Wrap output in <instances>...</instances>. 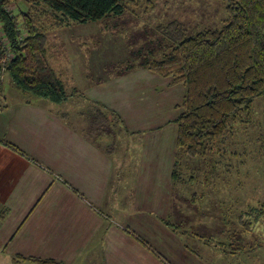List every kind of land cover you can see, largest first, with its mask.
I'll list each match as a JSON object with an SVG mask.
<instances>
[{
	"label": "crops",
	"instance_id": "1",
	"mask_svg": "<svg viewBox=\"0 0 264 264\" xmlns=\"http://www.w3.org/2000/svg\"><path fill=\"white\" fill-rule=\"evenodd\" d=\"M0 81V264H172L155 246L187 233L174 222L167 118L137 120L133 85L74 87L57 103ZM99 107L114 114L98 120Z\"/></svg>",
	"mask_w": 264,
	"mask_h": 264
},
{
	"label": "rangeland",
	"instance_id": "2",
	"mask_svg": "<svg viewBox=\"0 0 264 264\" xmlns=\"http://www.w3.org/2000/svg\"><path fill=\"white\" fill-rule=\"evenodd\" d=\"M228 0H143L141 4L120 15H111L99 21L74 23L68 27L47 23L50 64L73 92L74 87L92 95L99 92L105 95L113 85H133L137 92L131 93L133 116L140 121L144 110L152 109L153 121L144 125L164 123L168 139L164 157L173 159L178 125L175 118L182 112L176 107L185 94V86H169V78L162 77L151 70L139 66L147 59H160L165 52L166 40L159 32V25L171 20H180L186 25L189 35L207 28H217L227 18ZM14 12L28 9L26 0L10 5ZM0 24V60L5 56V39L1 37ZM129 64L136 65L128 69ZM130 70V71H129ZM2 73V74H1ZM0 80L4 85H15L10 75L4 70ZM77 90V91H79ZM144 90V91H142ZM148 102L152 105L145 108ZM253 125L239 126L232 145H227L228 166L212 167L217 177L214 182L198 181L190 186H178L173 199L175 224L187 231L179 234V241L184 237H193L197 248L184 251L179 241L165 240L163 245H155L157 252L172 264H264V221L253 220L252 228L245 230L239 222L241 213L250 206L264 203V157L259 149L257 136L264 135V109L262 98L255 101L253 107ZM134 122L133 125L138 124ZM141 124V123H139ZM151 141L153 135L151 134ZM157 137V134L156 136ZM236 153L231 157L232 150ZM183 163L193 165L195 171L206 168L199 160L183 157ZM225 162V160H224ZM165 170L161 171V174ZM203 179V178H201ZM175 189V187H174ZM192 191H195L196 198ZM184 236V237H183ZM190 241V242H193ZM161 245V246H160ZM160 246V247H159ZM163 246V247H162ZM232 246V248H229ZM242 247V249H236ZM235 252H226L225 250ZM228 251V250H227ZM200 260H197V258ZM225 259V260H224Z\"/></svg>",
	"mask_w": 264,
	"mask_h": 264
},
{
	"label": "trees",
	"instance_id": "3",
	"mask_svg": "<svg viewBox=\"0 0 264 264\" xmlns=\"http://www.w3.org/2000/svg\"><path fill=\"white\" fill-rule=\"evenodd\" d=\"M142 1L26 0L28 9L14 12L10 5L16 3L19 7L20 0H0L1 37L5 39L1 53L7 57L0 60V72L8 73L25 92L62 102L70 93L50 64L47 23L55 20L51 25L61 28L99 21L123 14ZM226 12L221 27L192 35L177 19L159 25V32L167 42L162 58H145L139 64L169 78L171 85L181 83L186 89L181 102L176 104L183 110L175 118L178 133L171 175L175 190L187 183L193 186L200 180L214 182L217 172L209 171V164L211 168L224 167L223 163L228 166L226 147L232 145L239 126L256 123L253 107L258 98H262L264 109V0H228ZM135 66L129 64L128 69ZM101 108L96 119L108 120L111 111ZM257 137L264 157V135L261 132ZM231 153V157L236 154L233 150ZM183 157L199 160V165L208 172L195 171L193 165L181 161ZM192 195L196 198L195 191ZM251 216L264 221V203L241 213L239 222L245 230L253 226ZM229 248L225 251L235 252ZM32 258L41 264L56 263Z\"/></svg>",
	"mask_w": 264,
	"mask_h": 264
}]
</instances>
